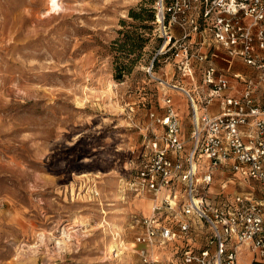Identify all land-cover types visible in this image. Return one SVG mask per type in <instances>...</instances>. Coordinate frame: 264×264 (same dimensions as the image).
<instances>
[{
	"label": "rangeland",
	"instance_id": "1",
	"mask_svg": "<svg viewBox=\"0 0 264 264\" xmlns=\"http://www.w3.org/2000/svg\"><path fill=\"white\" fill-rule=\"evenodd\" d=\"M153 2L0 0V264H143L151 196L132 164L181 75L158 54Z\"/></svg>",
	"mask_w": 264,
	"mask_h": 264
},
{
	"label": "built area",
	"instance_id": "2",
	"mask_svg": "<svg viewBox=\"0 0 264 264\" xmlns=\"http://www.w3.org/2000/svg\"><path fill=\"white\" fill-rule=\"evenodd\" d=\"M153 7L158 54L171 53L179 78L189 80L171 85L186 98L189 134L170 96L161 114L149 112L159 129L143 136L131 181L151 196L134 239L142 263L168 249L177 264H264V0ZM237 61L254 74L234 71ZM233 179L249 189L227 191Z\"/></svg>",
	"mask_w": 264,
	"mask_h": 264
},
{
	"label": "crops",
	"instance_id": "3",
	"mask_svg": "<svg viewBox=\"0 0 264 264\" xmlns=\"http://www.w3.org/2000/svg\"><path fill=\"white\" fill-rule=\"evenodd\" d=\"M217 63L219 64L220 62L217 61ZM234 71H238V72H241V73H244V74H249V75L254 74V71L252 70V68L250 66H247V65H245V64H243L242 62H239V61H237L235 63ZM175 81L177 82V84H182L183 83L181 78H178ZM185 85H187V84H184L183 86H185ZM263 94H264V87L261 88L259 90V92H258V95H259L261 100L264 99V95ZM180 95H181V93L179 91L178 92L175 91L174 92V101L177 102L179 108L181 109L180 112H183V110H185V106L182 104L183 98ZM182 105H183V107H182ZM209 111L212 114H216V113L219 112V106H218V102L217 101H215L211 105V107L209 108ZM188 119H189V117H188ZM188 125H189V120L185 121L184 119H182V133H183L184 136H188V134H189Z\"/></svg>",
	"mask_w": 264,
	"mask_h": 264
},
{
	"label": "trees",
	"instance_id": "4",
	"mask_svg": "<svg viewBox=\"0 0 264 264\" xmlns=\"http://www.w3.org/2000/svg\"><path fill=\"white\" fill-rule=\"evenodd\" d=\"M152 16L150 17L151 18V20L152 21H154L155 20V9H154V7H153V4H152ZM130 16H133L134 18H139L140 17V12H135V11H133V10H131L130 11ZM162 56H164V55H162ZM166 56V55H165ZM120 73L121 72H119V74L118 75H120ZM118 77V76H117Z\"/></svg>",
	"mask_w": 264,
	"mask_h": 264
},
{
	"label": "bare ground",
	"instance_id": "5",
	"mask_svg": "<svg viewBox=\"0 0 264 264\" xmlns=\"http://www.w3.org/2000/svg\"><path fill=\"white\" fill-rule=\"evenodd\" d=\"M58 4H59V0H50V7H51V9L57 7ZM121 246H122V244H121ZM114 247H115V246H113V248H114ZM115 248H116V247H115ZM118 249H119V248H118Z\"/></svg>",
	"mask_w": 264,
	"mask_h": 264
}]
</instances>
